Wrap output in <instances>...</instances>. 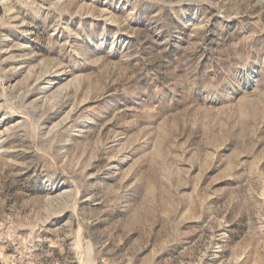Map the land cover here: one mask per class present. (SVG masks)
<instances>
[{
	"label": "rangeland",
	"instance_id": "rangeland-1",
	"mask_svg": "<svg viewBox=\"0 0 264 264\" xmlns=\"http://www.w3.org/2000/svg\"><path fill=\"white\" fill-rule=\"evenodd\" d=\"M0 264H264V0H0Z\"/></svg>",
	"mask_w": 264,
	"mask_h": 264
}]
</instances>
